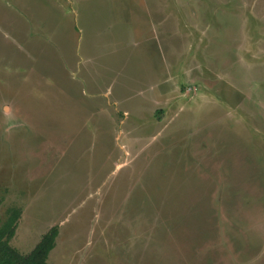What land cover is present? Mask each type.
Returning <instances> with one entry per match:
<instances>
[{
    "label": "rangeland",
    "instance_id": "1",
    "mask_svg": "<svg viewBox=\"0 0 264 264\" xmlns=\"http://www.w3.org/2000/svg\"><path fill=\"white\" fill-rule=\"evenodd\" d=\"M48 264H264V0H0V224Z\"/></svg>",
    "mask_w": 264,
    "mask_h": 264
},
{
    "label": "trees",
    "instance_id": "2",
    "mask_svg": "<svg viewBox=\"0 0 264 264\" xmlns=\"http://www.w3.org/2000/svg\"><path fill=\"white\" fill-rule=\"evenodd\" d=\"M20 215L19 207H10L5 219L0 224V264H48L47 257L55 245L58 225H51L42 233L32 249L24 253L11 245L9 241L15 233Z\"/></svg>",
    "mask_w": 264,
    "mask_h": 264
}]
</instances>
